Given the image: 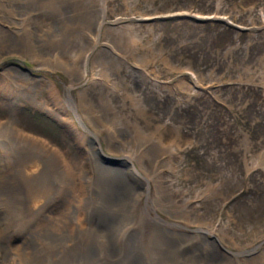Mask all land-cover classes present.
Returning a JSON list of instances; mask_svg holds the SVG:
<instances>
[{"label":"rangeland","instance_id":"obj_1","mask_svg":"<svg viewBox=\"0 0 264 264\" xmlns=\"http://www.w3.org/2000/svg\"><path fill=\"white\" fill-rule=\"evenodd\" d=\"M0 89V183L28 139L74 165L75 209L58 194L40 218L67 248L44 233L27 258L264 264V0H0ZM32 97L57 113L69 97L68 119ZM16 254L0 239V264Z\"/></svg>","mask_w":264,"mask_h":264},{"label":"bare ground","instance_id":"obj_2","mask_svg":"<svg viewBox=\"0 0 264 264\" xmlns=\"http://www.w3.org/2000/svg\"><path fill=\"white\" fill-rule=\"evenodd\" d=\"M69 32H71V31H69ZM7 42L11 44L12 41H7ZM13 43L15 45L19 46L22 44V41L20 43H18L16 40H14ZM36 49L37 48H31L32 53H35ZM26 77L27 78L25 80L23 79V81H28V82H32V80L37 81L36 78L30 77L28 74L26 75ZM9 79H11V78H9ZM25 85H26V83H25ZM22 88H26V87H22ZM36 89H38V88H36ZM43 89L44 90L47 89V92L49 94H51L54 98L58 97V94L53 87L52 88L51 87L50 88H43ZM5 91H7V90H5ZM18 92H20V91H18ZM34 93H36V92H34ZM18 97H19V95H18ZM24 98H26V97H24ZM66 98L67 99L62 100L60 103H58V101H53L55 106H56V109L59 110V113H57L55 110H53V108L52 109L48 108V105L46 104L45 101L43 102V99H42V101H37V100H35V98L32 97L31 101L37 102V104L36 103H33V104L36 105L37 107H42V108L47 109L49 113H52L54 115H57V114L61 115L60 116L61 120H67L69 117L67 109H68L70 102L68 99L69 97H66ZM6 103H10V102H6ZM0 133H3L2 129L0 130ZM18 133L20 134V132H18ZM23 141H25L28 144V142L26 140H23ZM28 141H29L28 150L21 152L19 154L18 158H14V159L9 158L8 154H6L5 159L7 161V164H9V173L6 174L3 177V179H1L0 192L2 193L3 196H0V197L2 200L1 206L3 207L8 218H7L6 226H5V229L7 231L6 232H0V239H3V248H4L5 252L16 251L17 252L16 255L19 257V258H17L14 255H11L9 257V259H11V260L14 259L16 261V263L19 262V264L21 263V261L30 262L29 264H38V263L43 264V261H45L44 258L46 257V255H44L43 253L35 251V252H33L32 256H30V258H27L28 252L33 247L40 245L41 234H44V233H48V235L51 234L50 238H52L53 243L59 244L58 250L56 251V252H59V254H61V251L63 250L62 249L63 247H61V246H64L65 249L68 246V243L61 242L64 240V232L60 231L58 229V227L54 224V220L52 219V217L48 216L45 219L46 221L40 220L39 223H37V222L41 216L42 209L44 207L50 205L52 202H54L55 199H57L58 194L62 195L63 202H61V203L67 204V206L65 207V211H66L65 214L66 215L70 214L71 208L75 209L73 207V204L71 202H69V199H70V193L69 192H70V186H71L72 177H73L72 175L74 172V165L72 166V164L69 165L67 163L62 164L60 162L62 160L57 159L53 150L50 149L48 146H46V144L44 145L41 141H40L41 143L35 139H28ZM0 144H1V146H3L2 143H0ZM64 157H67V155H65ZM67 162H68V160H67ZM93 170H94L93 171L94 173H90V177H92V175H95V173L97 174V169L94 168ZM81 171L87 177V175H88L87 170L82 169L81 165H79L78 167L77 166L75 167V174L77 176H80ZM107 171L109 172V175L107 178H103V176H102V177H100L99 180L97 179V181H98L97 186L103 189V192L105 193L106 197L108 194V192L105 190L107 188L106 185L109 187L108 182H113V180L117 179V177L112 174L113 172L115 173L114 169H107ZM55 174H58V176L60 175L59 182L57 181V177ZM100 182L104 183L105 185L100 183ZM124 183H127V181L125 180ZM104 186L106 188H104ZM118 188L120 189L119 186H118ZM95 195L104 196V194L101 191L96 192ZM101 198H103V197H101ZM110 201L111 200H109V202ZM59 202L60 201H58V203ZM70 203H71V205H70ZM117 203H119V202H117ZM124 206H127V205L122 204L120 209H122V207H124ZM120 211H121V213L123 212L122 210H120ZM93 212H95V211H93ZM101 214L99 216H103ZM105 215H109V217L113 218L112 215H110V214H105ZM122 215H123V219H124V213H122ZM113 221H114V219H112V222ZM21 228L24 231V233H22V235H21L22 236L21 243L19 245L15 246L14 248H10L9 245H6L7 237L12 235L13 233H15V234L19 233ZM151 228H156V227L153 225ZM62 234H63V237L60 238L62 236ZM74 235L75 234H73V237L70 239V242H74V244L69 249H71L73 246L77 245V243H75V241H74V238H75ZM65 240H67V239H65ZM92 247L93 246H88L87 249H85V250H91ZM37 251H40V250H37ZM72 252L75 254H78L79 250L74 249ZM7 254H9V253H7ZM70 254H71V252H70ZM62 257H60L59 259H61ZM93 260H94V258L91 259V262H93ZM34 261L36 263H34ZM22 263H24V262H22Z\"/></svg>","mask_w":264,"mask_h":264}]
</instances>
